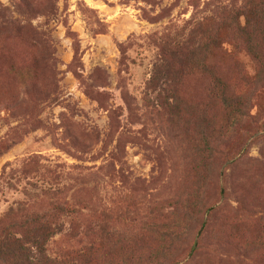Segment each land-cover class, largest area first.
<instances>
[{"label":"rangeland","instance_id":"1","mask_svg":"<svg viewBox=\"0 0 264 264\" xmlns=\"http://www.w3.org/2000/svg\"><path fill=\"white\" fill-rule=\"evenodd\" d=\"M0 264H264V0H0Z\"/></svg>","mask_w":264,"mask_h":264},{"label":"trees","instance_id":"2","mask_svg":"<svg viewBox=\"0 0 264 264\" xmlns=\"http://www.w3.org/2000/svg\"><path fill=\"white\" fill-rule=\"evenodd\" d=\"M217 79V82H216V85L213 86V89H212V93L213 95L215 94V96L217 97H222L224 100H227L228 98V93H226L227 91L225 90V86L223 87H219V85L221 84V78H215ZM226 91V92H225Z\"/></svg>","mask_w":264,"mask_h":264}]
</instances>
